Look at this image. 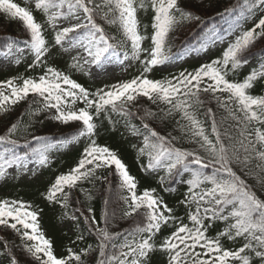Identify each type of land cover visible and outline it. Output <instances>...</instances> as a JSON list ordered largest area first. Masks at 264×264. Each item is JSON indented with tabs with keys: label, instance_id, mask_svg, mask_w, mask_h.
<instances>
[{
	"label": "snow or ice",
	"instance_id": "1",
	"mask_svg": "<svg viewBox=\"0 0 264 264\" xmlns=\"http://www.w3.org/2000/svg\"><path fill=\"white\" fill-rule=\"evenodd\" d=\"M149 4L154 13L151 47L142 49V42L147 37L138 31L137 12L139 9L147 10L148 5L143 0L139 4L137 0H35V9L46 15L49 25L55 30L51 45L46 44L42 26L36 22L29 9L19 6L13 0H0V13L13 19L18 18L29 34L25 47L33 56L34 64H43L46 56L52 54L49 48L57 46L64 52L78 50L77 55H86V64L98 69L106 68L114 61L129 59L128 52L121 57L117 45L110 43L114 37L108 36L97 23L98 15L101 19H106L110 13L114 14L113 19L107 22L118 23L126 40L130 41V58L139 60L141 52L148 53L140 61L142 72L139 76L114 84L108 90L101 88L91 94L79 83L52 68H48L38 80L24 79L22 86L9 80L6 87L11 92L6 95L0 91V109H4L9 103L16 104L31 93L43 98L44 104L40 110H56L54 119L57 121L64 124L80 122L82 125L70 141L75 143L80 137H86L88 144L83 149L77 166L69 173L59 175L43 194L49 203H60L62 207H67L68 193L64 191L66 187L72 188L83 180L91 182L101 179L95 176L96 169L114 167L118 187L127 193L123 197L127 205L124 216L130 217L141 208L147 209L143 225L137 223L136 230L129 234L130 238L120 244L114 242L117 234H110L107 226H97L99 222L94 215L84 217L88 231L95 233L98 240L99 264H153V256L157 251L165 255L164 264H233L237 261L242 264H264V200L258 198L246 180L234 170L237 166L246 169L250 161L256 159V167L264 172V131L260 127L264 126V96L249 92L258 78L264 79V66L251 70L243 81L226 79L229 71L234 72L250 63V58L245 53L257 40L264 38V16L252 28L237 36L234 42H230L221 57L202 64L194 72H182L179 77L172 79L153 80L145 74L172 58L170 50L166 51L169 33L177 24L199 20L200 17L183 8L181 0H149ZM65 7L67 12L62 11ZM254 9L264 10V0H250L248 10L252 12ZM231 11L226 9L222 15H230ZM61 17L78 22L57 28L56 21ZM217 39L218 36L213 31L212 42L215 43ZM205 46L201 42V47ZM260 55L264 56V52ZM2 87L5 85H0ZM200 93L210 94L221 107L229 110L237 121V136H232L227 130L222 133L215 114L208 108L205 115L211 120L214 139L209 137L195 111L204 103ZM218 93L227 95L220 96ZM141 96L153 104L163 103L167 108L159 109L162 116L150 110L138 115L145 133H141L134 125L129 126L134 135H143L144 147L139 151L149 157L146 170L164 169L170 184L187 185L186 194L180 203L188 208L195 203V211L188 212L191 226L173 215V210L161 198L153 195L151 190L146 189L137 194L135 178L129 174L123 161L111 149L96 143L98 125L95 120L108 118L109 109L112 113L134 115L128 110L129 106ZM77 100L84 107L73 110L72 105ZM90 109H94V112ZM237 112L239 116H236ZM177 113L181 120L187 122L181 125V129L188 133L190 142L197 145L194 150L174 147L171 140L176 139L175 137L169 139L159 134L147 122L149 119L173 117ZM16 130L17 125L13 124L7 134L0 135V144L6 145L5 155L0 156V177L11 174L9 169L20 168L19 157L14 154L9 156L7 147L17 144L12 139ZM225 137L230 141L229 144H225ZM33 140L39 144L34 152L38 166H46L48 157L45 153L51 143L40 137H33ZM88 165L92 167L89 168ZM209 168L212 169L211 173L205 171ZM24 169L27 170V165H24ZM185 173L190 178L185 179ZM62 193L63 196L60 197ZM108 202L105 198V204ZM39 211L33 210L31 205L23 201H0V225L19 235L22 241L19 247L22 253H27L32 258V264H85L84 258L89 255L87 248L79 253L68 249L64 257L54 254L52 242L40 230ZM88 211L92 213L91 208ZM71 219L79 221L80 217L73 214ZM108 221L109 215L106 212L105 225ZM170 221L176 225L174 230L157 244L153 238L161 231L162 224L167 225ZM215 221L230 222L210 238L207 232ZM222 237L228 240L243 237L245 242L235 250L226 249L221 243ZM82 238L81 236L80 239ZM26 241L32 243L28 244ZM4 246L3 264H20L19 258L9 250L7 240L4 241ZM109 247L112 248L110 254L106 251Z\"/></svg>",
	"mask_w": 264,
	"mask_h": 264
},
{
	"label": "trees",
	"instance_id": "2",
	"mask_svg": "<svg viewBox=\"0 0 264 264\" xmlns=\"http://www.w3.org/2000/svg\"><path fill=\"white\" fill-rule=\"evenodd\" d=\"M143 2L148 5V8L147 10L139 9L137 12L139 21L138 31L141 35L147 37L142 42V49H150V37L153 32L151 23L154 13L150 7L149 0H143ZM139 3L140 0H137V4ZM181 3L183 8L190 10L193 15L199 16L200 19L179 23L169 33L166 40V49L170 46L169 53L175 59L177 56L201 55L210 44H213L211 40L213 31L218 36L216 42H221L227 36L225 33L239 30V33L234 38L236 39L243 31L252 28L259 18L264 16L261 15L262 10L260 9H254L252 12L248 10L250 0H181ZM226 9L230 11L234 9V11H231L230 15H222ZM62 11L67 12V8L65 7ZM31 12L36 22L42 26V34L46 44L51 45L54 40L55 30L49 25L46 15L36 10L35 7L31 9ZM113 15L110 13L106 19H101L98 15L96 20L104 28L108 36L114 37L110 43L117 45V51L121 56L125 52L129 53L128 61H131L133 66L124 72L125 81H129L141 74L142 65L140 61L145 59L148 53L141 52L139 60L130 58V41L126 40L118 23L110 24L107 22V20L113 19ZM28 36L29 34L23 23L18 18L13 19L6 14L0 13L1 50L6 51L13 46L18 49H26L25 41L28 39ZM182 40L185 41L183 47L175 49L172 45L173 41ZM201 42H204L206 46L201 47ZM228 45L214 49L209 53V58L205 61L195 57V61L189 62L178 70L170 72H159L156 66L145 75L149 79L163 80L179 77L182 72H194L202 64L221 57ZM49 51L52 54L46 56L43 64H34L33 56L28 50L27 55L22 56L14 63L12 70L0 72V85H5V87L0 88V91H3L6 95H10L11 89L6 87L7 81L12 80L17 86H22L24 79L31 78L38 80L40 76L46 73L48 68L67 75L70 79L88 90L90 94L103 88L92 80L85 70L83 63L77 58L74 60L73 58H69L67 54L64 55V51L59 46L57 48H49ZM261 52H264V38L257 40L245 53L250 58V62L253 59H260L257 68L264 66L262 64L264 56L260 55ZM254 68L256 67L246 69V65H244L234 72L229 71L226 79L235 82L243 81L246 75ZM111 86L105 90H108ZM249 92L252 95L264 96V79L258 78L254 87ZM217 95L226 96L227 94L218 93ZM200 97L204 103L202 106H198L195 111L197 118L202 121L209 137L214 139L211 134V120L205 115L208 108H211L215 114L218 128L222 133L227 130L232 136H237V121L230 115L229 110L221 107L210 94L200 93ZM43 104L42 97L30 93L16 104L9 103L4 109H0V135L7 134L8 129L13 124L17 125V130L12 137V139L17 141V144L7 147L9 149V156L14 154L16 157H19V165H26L30 162L38 165V159L34 156V152L39 147V144L33 140V137H40L51 143V147L45 153L48 157V163L42 167L43 169L38 177L30 180H20L17 177L10 176L0 177V201H23L31 205L33 210H40L38 220L40 230L52 242L54 254L57 257H64L68 249L79 253L87 248L89 249V255L84 258L85 264H99L98 240L95 233L88 231L84 217L94 215L99 222L97 226H107L110 234H117L114 242L120 244L130 238L129 234L136 230L137 223L143 225V216L147 209L141 208L133 216H124L127 205L124 203L123 197L127 193L118 187L119 181L118 177L114 174V167L96 169L95 176L101 177V179L91 182L83 180L72 188L66 187L64 191L68 193L67 207H62L60 203H49L44 199L43 194L47 192L55 179L61 174L69 173L71 169L77 166L81 153L88 144V139L80 137L79 141L75 142L77 148L70 150L68 146L71 142L70 138L77 134L82 125L80 122L64 124L57 121L54 119L56 110L54 108L40 110L43 108ZM82 107L84 105L79 100H77L75 105H72L73 110H78ZM161 108L166 110L167 106L163 103L159 105L153 104L147 98L141 96L137 97L136 101L129 106L128 110L134 115L126 116L120 113H112L109 109L110 115L108 118L102 117L95 120L98 125V135L95 137V140L98 145L111 149L127 166L129 174L135 178L137 183V194L142 193L146 189L151 190L153 195L161 198L173 210V215L180 217L184 223L191 226L188 220V212L189 210L195 211V203L191 204V208L185 207L184 204L180 203L186 194L187 185L184 183L170 184L164 169L146 170L149 164V157L146 153L141 154L139 151L144 147V142L140 146L133 142V138L140 135H134L129 125H134L141 133H145V129L139 128L142 123L138 115H142L143 112L150 110L156 112L158 116H162L163 113L159 112ZM90 111L94 112V109H90ZM239 115L237 112L236 116ZM177 121H180V123L177 124ZM147 122L159 134L169 137V139L175 137L176 139L171 140L174 147L189 151L197 148L195 143L190 142L188 133L181 129V125L187 122L181 120L178 113L174 114L173 117L149 119ZM260 127L261 131H264V126ZM224 142L225 144L230 143L226 137L224 138ZM5 147L6 145L0 144V156L5 155ZM200 154L205 155L203 152H200ZM257 163L256 159H252L246 169H240L237 166L234 170L238 171V174L246 180L257 197L264 200V172H261L256 167ZM87 167L91 168L92 165H88ZM205 171L211 173L212 169L209 168ZM184 178H190L189 174L185 173ZM62 196L63 193L60 194V197ZM105 198L109 201L107 204H105ZM59 208L60 211L55 212V209ZM89 208L92 209V213H89ZM74 209H79L83 213V216L80 217L79 221H75L71 231L67 229L59 230L61 222L65 218H71L74 214ZM106 212L109 215L107 225L104 223ZM229 222H213V226L208 229L207 235L210 238L214 237ZM175 226L171 221L167 225L162 224L161 231L156 234L153 240L159 244L164 237L174 230ZM81 236L83 237L82 239H80ZM5 240L9 243V250L19 258L20 264H32V258L28 257L27 253H22L19 247L22 243L19 235L14 230L3 225H0V264L4 262ZM244 242L243 237L236 238L235 240L221 238V243L226 249L235 250L242 246ZM26 243L31 244L32 242L26 241ZM106 251L110 254L112 248L109 247ZM164 260L165 255L159 251L153 256V264H164ZM233 264H242V262L237 261L233 262Z\"/></svg>",
	"mask_w": 264,
	"mask_h": 264
},
{
	"label": "rangeland",
	"instance_id": "3",
	"mask_svg": "<svg viewBox=\"0 0 264 264\" xmlns=\"http://www.w3.org/2000/svg\"><path fill=\"white\" fill-rule=\"evenodd\" d=\"M15 3H17L21 7H25L31 11L34 7L35 0H15ZM261 15H264V10L261 11ZM75 19L71 18H64L61 17L57 20L56 25L57 28L60 26H70L71 24L77 23ZM227 31V30H226ZM239 33V30H235L233 32L228 33V35L222 39L221 42H215L213 44H210L206 51H204L201 55L195 56V54H192L191 56L184 57L183 59H173L171 58L168 62H166L162 66H157V71L159 72H170V71H176L180 67L184 66L185 64L189 62L195 61L194 58L198 57V59H202L203 61L207 60L209 58V53H211L214 49L218 47H222L225 45H228L230 42L235 41L236 34ZM183 41V40H182ZM173 41V47L175 49H178L179 47H183L185 41ZM67 45L65 46V48ZM170 46L166 49V51L170 50ZM180 50V49H179ZM28 49H18L17 47L13 46L9 48V50L3 51L0 49V72L4 71H10L13 68L14 63L20 59L22 56L27 55ZM78 50H71L69 52H63L64 55H68L69 58L76 57L79 61L83 63V66L87 73L91 76L92 80L98 84L101 85L104 89L108 88L110 85L118 84L121 82H125V74L124 72L129 68L133 66L131 61L121 59L120 61H114L111 65L107 66L103 69H98L94 65L86 64L84 61L87 59L86 55H77ZM170 56L172 54L169 53ZM259 63V60H253L249 65H247L248 68L257 66ZM140 129H143L142 125L139 126ZM143 137L142 136H135L133 138V142H135L138 146L142 144ZM69 149L73 150L76 149L77 146L75 143L70 142L69 143ZM27 170L24 169V165H20V168H12L9 169V175L10 177H17L20 180H30L33 178L38 177L39 173L42 171V167L35 165L34 163H27ZM55 212L60 211L59 209H55ZM74 215L81 217V211H77L76 209L73 210ZM75 221L71 218H65L61 224L59 225V230H70L72 226L74 225Z\"/></svg>",
	"mask_w": 264,
	"mask_h": 264
}]
</instances>
